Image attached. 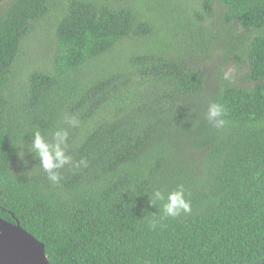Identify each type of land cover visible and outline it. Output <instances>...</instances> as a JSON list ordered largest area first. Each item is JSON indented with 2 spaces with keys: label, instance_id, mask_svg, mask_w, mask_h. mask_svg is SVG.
Here are the masks:
<instances>
[{
  "label": "trees",
  "instance_id": "16d2710c",
  "mask_svg": "<svg viewBox=\"0 0 264 264\" xmlns=\"http://www.w3.org/2000/svg\"><path fill=\"white\" fill-rule=\"evenodd\" d=\"M58 128L70 163L54 184L31 144ZM179 186L191 211L168 217ZM0 218L50 264L264 263V0H0Z\"/></svg>",
  "mask_w": 264,
  "mask_h": 264
},
{
  "label": "clouds",
  "instance_id": "9594fccd",
  "mask_svg": "<svg viewBox=\"0 0 264 264\" xmlns=\"http://www.w3.org/2000/svg\"><path fill=\"white\" fill-rule=\"evenodd\" d=\"M232 69L223 73V80L227 81L231 79ZM226 115L225 108L219 103H211L208 112V120H215L217 129L223 128L227 121L223 118ZM65 123L70 127H78L79 121L75 117H66ZM68 131L62 128H58L52 137V143L46 141L45 137L40 131L36 130L32 133L31 150L35 152L36 157L39 159L40 168L46 173L47 179L52 183H57L61 176L59 174L60 169L70 163V157L65 154V145L68 141ZM22 158V153H21ZM81 166H87L84 159H81L74 167L79 168ZM155 197L158 200H164V196L160 191L155 192ZM154 203V201H152ZM191 211L190 203L185 199V192L182 186H179L177 190L171 191L167 194L166 202L163 204V212L168 217H177L182 212L188 213Z\"/></svg>",
  "mask_w": 264,
  "mask_h": 264
},
{
  "label": "water",
  "instance_id": "95a60500",
  "mask_svg": "<svg viewBox=\"0 0 264 264\" xmlns=\"http://www.w3.org/2000/svg\"><path fill=\"white\" fill-rule=\"evenodd\" d=\"M0 264H50L44 246L15 224L0 218ZM264 264V263H262Z\"/></svg>",
  "mask_w": 264,
  "mask_h": 264
},
{
  "label": "rangeland",
  "instance_id": "374dc122",
  "mask_svg": "<svg viewBox=\"0 0 264 264\" xmlns=\"http://www.w3.org/2000/svg\"><path fill=\"white\" fill-rule=\"evenodd\" d=\"M219 13V12H217ZM216 13V14H217ZM215 14V15H216ZM219 16V15H218ZM224 19V18H223ZM225 27L230 26L227 22H224L223 24ZM236 32L238 34H242L247 32L243 29H239V28H235ZM43 30V31H42ZM44 32V33H43ZM50 32V31H49ZM49 32L47 29H41L38 28L34 31V33L31 34L30 38L26 41L25 45L22 48V58H24V60H22L23 62L27 63V62H31V68L32 69H38L42 66L43 61L40 59V57L38 56V54L36 55V53L34 52V50L41 54L45 51V48L42 47L40 48L43 43H44V34L49 35ZM177 36V35H176ZM220 38L219 36L216 38V42L218 43H213L212 45H215V47L213 49H211V56L214 55L217 59L222 60L223 58L226 57V53L223 51V47H222V42L218 39ZM211 39L213 40L214 37H211ZM128 45H129V41H128ZM185 49V44L184 43H180L178 45V52H184ZM193 57L196 58V56L193 54V52L190 50H186V59L189 63H193ZM222 64V61H220V64ZM204 65L207 67L208 72H210V67L208 66L209 63H204ZM225 65L229 66V69H232V72L236 71L235 68V64L230 63V61L227 62V59L225 61Z\"/></svg>",
  "mask_w": 264,
  "mask_h": 264
}]
</instances>
